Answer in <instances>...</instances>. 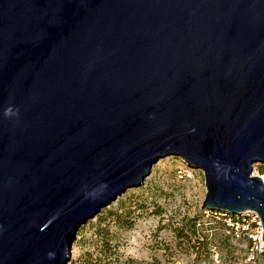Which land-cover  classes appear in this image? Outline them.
Returning <instances> with one entry per match:
<instances>
[{"label":"water","instance_id":"water-1","mask_svg":"<svg viewBox=\"0 0 264 264\" xmlns=\"http://www.w3.org/2000/svg\"><path fill=\"white\" fill-rule=\"evenodd\" d=\"M169 156L264 242V0H0V264H67Z\"/></svg>","mask_w":264,"mask_h":264},{"label":"rangeland","instance_id":"rangeland-1","mask_svg":"<svg viewBox=\"0 0 264 264\" xmlns=\"http://www.w3.org/2000/svg\"><path fill=\"white\" fill-rule=\"evenodd\" d=\"M186 167L174 156L154 164L140 187L127 190L78 229L67 264H246L250 248L246 235L234 228L229 233L209 222L225 223L220 215L224 213L202 208L203 174ZM180 168L190 171L191 177L179 178ZM262 172L258 165L252 171ZM112 213L123 214L120 223L109 216ZM193 223L201 229L200 235L186 229V236L179 238L180 228ZM220 236H229V243Z\"/></svg>","mask_w":264,"mask_h":264},{"label":"built area","instance_id":"built-area-1","mask_svg":"<svg viewBox=\"0 0 264 264\" xmlns=\"http://www.w3.org/2000/svg\"><path fill=\"white\" fill-rule=\"evenodd\" d=\"M255 165L253 166V170ZM258 166L263 167V172L261 173V175L258 173L255 174L252 173V175L258 176L259 178L264 180V164ZM186 168L184 169L180 168L178 170L179 178L182 179L183 177L186 178L191 177L190 171L187 170L189 168L187 169ZM220 215H223L226 221L225 223L228 226L234 228L236 231L240 229L241 232H243L246 235L247 239L250 241L251 245L247 257L245 259V263L264 264V242L262 241L263 229H262L261 220L258 217V215L252 211H247L238 215H231L228 213H224ZM229 215H231L232 218L229 217Z\"/></svg>","mask_w":264,"mask_h":264},{"label":"trees","instance_id":"trees-1","mask_svg":"<svg viewBox=\"0 0 264 264\" xmlns=\"http://www.w3.org/2000/svg\"><path fill=\"white\" fill-rule=\"evenodd\" d=\"M122 209H125V207H123ZM124 216L125 217H128L127 215H129L130 214V209H128V210H124ZM122 213L121 214H117V213H112V214H109V216L110 217H113V218H115V222L116 223H120V219H121V217H122ZM229 217H231L232 218V216L231 215H229ZM224 220V219H223ZM209 222H213V223H215L214 225H216V224H218L219 226H220V228L222 229V230H226V231H228L229 233L230 232H232L234 229L232 228V227H230V226H228L226 223H223V224H221L220 222H218V221H216V219H211ZM129 227H131L130 225H129ZM212 228H214V227H212ZM186 229H188L190 232L189 233H191L193 236H196V235H200V233H199V231H201V229H199V228H197V224L196 223H193V224H191L190 226H188V227H182V228H180V235L178 236L179 238H183V237H185L186 236V234H183L184 232V230H186ZM216 235V234H215ZM221 237V241L223 242V243H225V244H228L229 243V236H225V237H223V236H220ZM206 238V237H205ZM246 239V238H245ZM246 241H247V243H248V246L250 247V241L249 240H247L246 239ZM202 244H203V242H202ZM203 246L205 247V248H208L207 246H208V243L206 242V243H204L203 244ZM226 247H229L230 248V246L229 245H227ZM249 251V250H248Z\"/></svg>","mask_w":264,"mask_h":264},{"label":"clouds","instance_id":"clouds-1","mask_svg":"<svg viewBox=\"0 0 264 264\" xmlns=\"http://www.w3.org/2000/svg\"><path fill=\"white\" fill-rule=\"evenodd\" d=\"M17 112L18 110H14L13 107L10 106L5 110V115L11 117L13 115H16ZM106 189V184H101L98 188H93L90 191L85 189V198L98 199L101 195H103ZM49 256L54 258V253H50Z\"/></svg>","mask_w":264,"mask_h":264}]
</instances>
